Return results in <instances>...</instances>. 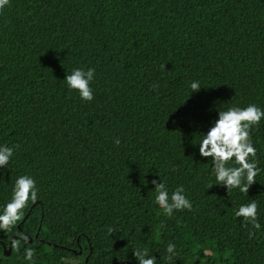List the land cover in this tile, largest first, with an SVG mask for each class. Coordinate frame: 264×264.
I'll use <instances>...</instances> for the list:
<instances>
[{
    "label": "trees",
    "instance_id": "trees-1",
    "mask_svg": "<svg viewBox=\"0 0 264 264\" xmlns=\"http://www.w3.org/2000/svg\"><path fill=\"white\" fill-rule=\"evenodd\" d=\"M88 67L93 100L82 101L62 79ZM248 103L264 108V0H10L0 144L15 153L0 204L18 174L38 200L0 238H32L21 252L34 248L36 264H138V246L158 264H264V231L233 216L255 199L264 227V120L250 130L260 171L247 194L212 185L194 145L219 109ZM158 176L192 208L169 217L154 205ZM0 262L27 264L2 247Z\"/></svg>",
    "mask_w": 264,
    "mask_h": 264
},
{
    "label": "clouds",
    "instance_id": "clouds-1",
    "mask_svg": "<svg viewBox=\"0 0 264 264\" xmlns=\"http://www.w3.org/2000/svg\"><path fill=\"white\" fill-rule=\"evenodd\" d=\"M10 6V0H0V11ZM95 69L88 67L73 68L62 79L69 90H75L82 101L93 100V81ZM190 93L201 88L198 80H191L187 85ZM264 120V108L256 103H248L245 106H231L219 109L216 118L210 121V126L205 132H199L198 153L201 157L210 158V173L214 177V184L225 186L227 191L234 189L242 194H247L255 177L260 171L257 163V148L250 136V130ZM115 144L120 140L115 139ZM15 147L0 144V169L9 166L14 159ZM159 177V176H158ZM154 187L153 204L162 212L171 217L174 212L190 210L192 202L186 195L183 185L169 189L159 177V182L153 180ZM212 185L207 186V189ZM38 200V188L36 180L28 174H18L12 183L10 197L0 204V232H11L17 222L24 216L29 203ZM233 216L241 219L245 226H250L254 231H264L258 216V203L250 199L246 203L239 204L233 210ZM109 233L113 230L109 228ZM250 234H254L250 233ZM29 237L25 233H18L6 240L0 238V247L16 251L19 258L27 264H36V251L32 247H24L21 252V243L27 244ZM177 245L167 243L165 252L171 260L176 255ZM138 264H158L156 257L151 255L147 248L138 246L131 249ZM2 264V262H0Z\"/></svg>",
    "mask_w": 264,
    "mask_h": 264
},
{
    "label": "water",
    "instance_id": "water-1",
    "mask_svg": "<svg viewBox=\"0 0 264 264\" xmlns=\"http://www.w3.org/2000/svg\"><path fill=\"white\" fill-rule=\"evenodd\" d=\"M24 219H25V218H24ZM24 219H23V220H24ZM23 220L18 224V227H19V228H20V226H21ZM36 237H38L37 234H36ZM29 241H32V238H29ZM73 251L76 252L75 250H73ZM78 252L81 254V253H82V250L80 249ZM4 253H5L6 255H9V254L11 253V250H10V249H5V250H4ZM87 260H88V257H86V259H85V264H87Z\"/></svg>",
    "mask_w": 264,
    "mask_h": 264
}]
</instances>
